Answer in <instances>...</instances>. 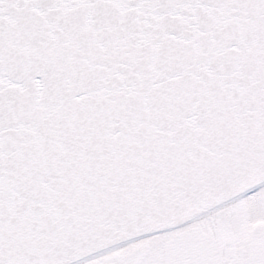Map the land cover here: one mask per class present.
<instances>
[{"label":"snow or ice","instance_id":"6c2138e0","mask_svg":"<svg viewBox=\"0 0 264 264\" xmlns=\"http://www.w3.org/2000/svg\"><path fill=\"white\" fill-rule=\"evenodd\" d=\"M0 264H264V0H0Z\"/></svg>","mask_w":264,"mask_h":264}]
</instances>
